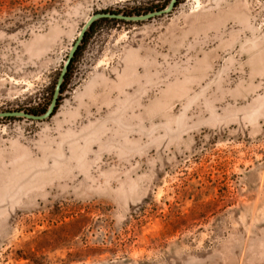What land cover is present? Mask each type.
Listing matches in <instances>:
<instances>
[{
    "label": "rangeland",
    "instance_id": "rangeland-1",
    "mask_svg": "<svg viewBox=\"0 0 264 264\" xmlns=\"http://www.w3.org/2000/svg\"><path fill=\"white\" fill-rule=\"evenodd\" d=\"M163 1L0 0V111ZM127 22L0 118V264H264V0Z\"/></svg>",
    "mask_w": 264,
    "mask_h": 264
},
{
    "label": "water",
    "instance_id": "water-1",
    "mask_svg": "<svg viewBox=\"0 0 264 264\" xmlns=\"http://www.w3.org/2000/svg\"><path fill=\"white\" fill-rule=\"evenodd\" d=\"M177 0H169L168 3L165 5L164 8L154 10L151 12H148L146 14H141V15H127V14H121V13H112V12H96L93 13L89 18L84 22L82 28L80 29L77 39L75 42L72 44L68 56L62 66V69L60 71V74L56 80L54 90H53V95L52 99L50 101V104L48 105L47 109L40 113V114H35V113H29L23 110H10V111H0V118H5V117H23L26 119H31V120H44L49 118L54 112L55 108L58 104V97L61 92V85L64 81L65 74L68 71V66L71 62L72 57L75 54V51L77 50L78 46L80 45L85 32L89 29L91 24L100 19V18H117V19H122L126 21H143L147 20L151 17L158 16V15H163L171 12L176 4Z\"/></svg>",
    "mask_w": 264,
    "mask_h": 264
},
{
    "label": "trees",
    "instance_id": "trees-1",
    "mask_svg": "<svg viewBox=\"0 0 264 264\" xmlns=\"http://www.w3.org/2000/svg\"><path fill=\"white\" fill-rule=\"evenodd\" d=\"M169 0H164L162 4H160L159 6H152L150 8H145V9H136V10H101V12H112V13H121V14H127V15H141V14H146L148 12L154 11V10H158V9H162L165 7V5L168 3ZM180 2V0H177L175 6L178 5V3ZM105 22H124V23H129L126 20H122V19H117V18H100L96 21H94L91 26L89 27V29L85 32V35L80 43V45L78 46L77 50L75 51L74 56L71 59V62L68 66V71L65 74L64 77V81L61 85V92L60 94H62L66 88V83L69 80V75L71 74V68L73 63L75 62L76 58L81 54V52L83 51L84 47L86 46L87 42L89 41V39L91 38V36L95 33L96 29L103 23ZM56 81L53 82V84L48 88V99L45 103H43L41 106H39L38 108H28V109H23V111L29 112V113H35V114H40L42 112H44L48 105L50 104V101L52 99V95H53V90H54V86H55ZM60 98H58V104H59ZM57 104V106H58ZM57 106L55 108V111L57 109ZM18 110V109H16ZM54 114V113H53ZM52 114V115H53ZM51 115V116H52ZM14 117H5L4 119H12Z\"/></svg>",
    "mask_w": 264,
    "mask_h": 264
}]
</instances>
